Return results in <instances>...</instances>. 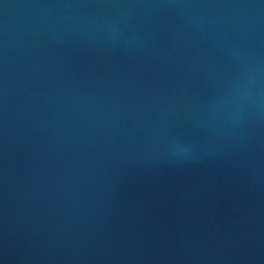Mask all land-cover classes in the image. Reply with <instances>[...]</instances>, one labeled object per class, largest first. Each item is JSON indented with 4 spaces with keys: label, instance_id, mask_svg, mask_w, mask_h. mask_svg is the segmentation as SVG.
Instances as JSON below:
<instances>
[{
    "label": "water",
    "instance_id": "95a60500",
    "mask_svg": "<svg viewBox=\"0 0 264 264\" xmlns=\"http://www.w3.org/2000/svg\"><path fill=\"white\" fill-rule=\"evenodd\" d=\"M0 264H264V0H0Z\"/></svg>",
    "mask_w": 264,
    "mask_h": 264
}]
</instances>
